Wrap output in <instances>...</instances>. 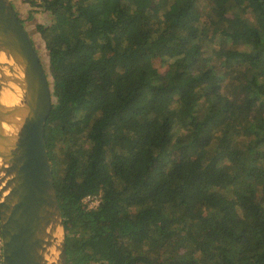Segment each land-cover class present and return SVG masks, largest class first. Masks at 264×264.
<instances>
[{
    "label": "trees",
    "instance_id": "obj_1",
    "mask_svg": "<svg viewBox=\"0 0 264 264\" xmlns=\"http://www.w3.org/2000/svg\"><path fill=\"white\" fill-rule=\"evenodd\" d=\"M29 3L66 264H264V0Z\"/></svg>",
    "mask_w": 264,
    "mask_h": 264
},
{
    "label": "water",
    "instance_id": "obj_2",
    "mask_svg": "<svg viewBox=\"0 0 264 264\" xmlns=\"http://www.w3.org/2000/svg\"><path fill=\"white\" fill-rule=\"evenodd\" d=\"M1 56L6 62L0 66L15 67L11 81L22 88L13 106L3 105L0 95L1 264H66L63 218L43 138L53 85L10 0H0Z\"/></svg>",
    "mask_w": 264,
    "mask_h": 264
},
{
    "label": "rangeland",
    "instance_id": "obj_3",
    "mask_svg": "<svg viewBox=\"0 0 264 264\" xmlns=\"http://www.w3.org/2000/svg\"><path fill=\"white\" fill-rule=\"evenodd\" d=\"M29 2L30 0H11V5H13L14 10L17 11L16 15L20 14L21 16L20 21L35 47V50L40 58L43 68L45 72L47 73L48 79H51V76L49 73L48 55L45 50L43 41L40 39V36L35 29L36 25L38 24L49 27L51 24V16L47 12L42 11L40 8L36 6L32 7ZM36 3L39 4L38 0H36ZM19 4L23 6L22 8H27L26 5H28L29 8L21 11L18 8L20 6ZM162 66H160L161 68L159 70H162ZM51 81H49L50 84H52ZM53 102H55V99H53ZM87 225L88 224H85L83 226H87Z\"/></svg>",
    "mask_w": 264,
    "mask_h": 264
},
{
    "label": "bare ground",
    "instance_id": "obj_4",
    "mask_svg": "<svg viewBox=\"0 0 264 264\" xmlns=\"http://www.w3.org/2000/svg\"><path fill=\"white\" fill-rule=\"evenodd\" d=\"M0 61L6 62V60L3 59V56L0 57ZM10 67L14 69V76L12 77L9 76L10 74L13 73ZM10 67L0 66V77H1L0 81H2V79L4 78V80L1 82L2 91L0 95H1V103L5 106H13V103L17 100L19 93L22 92V88L19 85L18 81L17 83H14L13 81H11L13 77L17 76V74H16V68L13 66H10ZM4 131L9 132V128L5 127Z\"/></svg>",
    "mask_w": 264,
    "mask_h": 264
},
{
    "label": "built area",
    "instance_id": "obj_5",
    "mask_svg": "<svg viewBox=\"0 0 264 264\" xmlns=\"http://www.w3.org/2000/svg\"><path fill=\"white\" fill-rule=\"evenodd\" d=\"M34 3H36V0H30ZM40 0H38V3ZM83 206L86 209H95L99 203H100V194H95V195H88L82 200ZM1 237H0V256L2 257V251H1Z\"/></svg>",
    "mask_w": 264,
    "mask_h": 264
},
{
    "label": "crops",
    "instance_id": "obj_6",
    "mask_svg": "<svg viewBox=\"0 0 264 264\" xmlns=\"http://www.w3.org/2000/svg\"><path fill=\"white\" fill-rule=\"evenodd\" d=\"M10 3H11V0H10ZM20 6L18 7L21 11L22 10H25V9H27V8H29V6L28 5H26L27 6V8H22L23 6L21 5V4H19ZM25 6V5H24ZM12 7H13V5H12ZM14 9V8H13ZM15 11V10H14ZM17 11H15V13H16ZM17 16L19 17V19L21 18V16H20V14L18 15L17 14Z\"/></svg>",
    "mask_w": 264,
    "mask_h": 264
}]
</instances>
